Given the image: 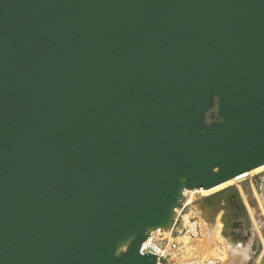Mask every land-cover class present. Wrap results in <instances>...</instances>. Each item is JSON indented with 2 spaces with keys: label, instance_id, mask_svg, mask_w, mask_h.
Returning <instances> with one entry per match:
<instances>
[{
  "label": "water",
  "instance_id": "obj_1",
  "mask_svg": "<svg viewBox=\"0 0 264 264\" xmlns=\"http://www.w3.org/2000/svg\"><path fill=\"white\" fill-rule=\"evenodd\" d=\"M263 165L264 0H0V264H158L182 189ZM242 192L264 240L250 184L201 207L256 264Z\"/></svg>",
  "mask_w": 264,
  "mask_h": 264
},
{
  "label": "rangeland",
  "instance_id": "obj_2",
  "mask_svg": "<svg viewBox=\"0 0 264 264\" xmlns=\"http://www.w3.org/2000/svg\"><path fill=\"white\" fill-rule=\"evenodd\" d=\"M261 174H264V170L255 172L251 174L250 177L253 175L259 176ZM247 179L248 178L237 183L235 182L232 185L223 188L222 190L227 189L231 186H237L240 188L243 184H250ZM255 191L257 190L253 188V192ZM242 196L246 200V197L243 195V193ZM204 197L205 196L202 191H197L194 193L188 192L185 194L182 202V207L180 209L181 214L177 216V219L175 221V230H180L184 226H188L184 217L187 215L188 222H190L191 220L197 221L200 226V232L197 237H190L189 235L185 234L180 235L176 232V234H174V238L179 242V250L176 253L177 255L173 256L175 258L170 257L166 260V264H203L206 260L211 259L219 262L220 264H237L242 258L247 256L248 253H246L243 244L239 240H236L235 237L237 236L231 237L235 232L230 230L227 233L226 230L222 228V226L221 228L217 227V229L220 230H216V224L211 229L210 225H208V228H206V222L200 216L202 210L201 199ZM261 197H263L264 200V195ZM220 216L221 215H219L218 217ZM208 217L210 219L208 220L210 224H214V217L212 215ZM255 227H257L260 232L258 223L256 222V219L253 218L251 230L254 233L256 232ZM204 229L207 231H205ZM215 232H217V234ZM169 233L170 232H166L168 236ZM262 242L264 245L263 238ZM240 244H242V246Z\"/></svg>",
  "mask_w": 264,
  "mask_h": 264
},
{
  "label": "bare ground",
  "instance_id": "obj_3",
  "mask_svg": "<svg viewBox=\"0 0 264 264\" xmlns=\"http://www.w3.org/2000/svg\"><path fill=\"white\" fill-rule=\"evenodd\" d=\"M262 170H264V165L263 166H261V167H259V168H257V169H255V170H253V171H251V172H249V173H246V174H243V175H240V176H238V177H236V178H234V179H232V180H230V181H227V182H225V183H223V184H220V185H218V186H215V187H213V188H210V189H198V190H187V189H182L181 190V193H180V197H179V202L181 201V199H182V196H185V194L186 193H188V192H190V193H194V192H197V191H202L203 192V194H204V196L205 197H208V196H211V195H214V194H216V193H218V192H221V190L223 189V188H226V187H228V186H230V185H232L233 183H237V182H240V181H243V180H245L248 176H250L251 174H253V173H255V172H259V171H262ZM232 187V186H231ZM230 188V187H229ZM264 188V187H263ZM256 189V188H255ZM257 190V189H256ZM243 193V192H242ZM243 195H244V193H243ZM245 196V195H244ZM254 196H255V199L257 200V203H258V207H259V209H260V211H261V214L262 215H264V200H263V197H261L260 195H259V193L257 192V191H255L254 192ZM246 197V196H245ZM192 201V200H191ZM190 201V202H191ZM245 205H246V207H247V209H248V212H249V215H250V218L253 216L254 217V213H255V211L253 210V209H251L250 208V206H249V204H248V202L247 203H245ZM212 206H215L214 204H212ZM181 208L179 207V206H176V207H174L173 209H172V213H171V220L169 221V223L167 224V225H165V226H163V227H157V228H150L149 229V234H150V236L151 235H153V233H155V232H158V231H162V228H164V229H166V228H168L172 223H173V221H175L176 219H177V216L178 215H180L181 214V210H180ZM222 213V214H221ZM210 215H212L213 217H214V224H210V222L208 221V220H210L209 219V217L208 216H210ZM219 215H221L220 217H218ZM222 215H223V212H220L219 214H217V215H214V213L212 212V211H210V209L209 210H207V211H204L203 209L201 210V217L203 218V220H205V222H206V228H208V225H210V229L216 224V230H220V229H217V227L218 228H221V226H222V228L223 229H225L226 230V232L228 233L230 230H232V229H230V228H226V225L224 224V222L222 221ZM185 217V220H186V223H187V225H189V222H188V220H187V215L186 216H184ZM218 217V218H217ZM255 218V217H254ZM221 219V220H220ZM252 221V220H251ZM212 222V221H211ZM209 223V224H208ZM175 225V224H174ZM173 228V227H172ZM171 228V229H172ZM171 229L170 230H164L165 232H171ZM205 230V229H204ZM205 231H207V230H205ZM233 231V230H232ZM232 231H231V233H232ZM218 232V231H217ZM217 232H215L216 234H217ZM234 232V231H233ZM238 234V233H237ZM237 234H233V236H231V237H234V236H237ZM240 234V233H239ZM150 238H152V236L150 237ZM186 240H187V238H186ZM240 243V242H239ZM242 243V242H241ZM243 244V243H242ZM242 244H240L241 246H242ZM239 245V246H240ZM125 247V245H123V247L122 248H124ZM240 249V248H239ZM244 252V251H243ZM173 258H175V257H173Z\"/></svg>",
  "mask_w": 264,
  "mask_h": 264
},
{
  "label": "built area",
  "instance_id": "obj_4",
  "mask_svg": "<svg viewBox=\"0 0 264 264\" xmlns=\"http://www.w3.org/2000/svg\"><path fill=\"white\" fill-rule=\"evenodd\" d=\"M185 234L190 237H197L200 232V226L195 220H191L188 226H184L180 230H175V225L169 236L165 231H158L152 235V238L143 243L141 247L142 254H154L158 258V264H164L170 257L176 256L179 250V242L174 238V234ZM203 264H220L215 260H206Z\"/></svg>",
  "mask_w": 264,
  "mask_h": 264
},
{
  "label": "crops",
  "instance_id": "obj_5",
  "mask_svg": "<svg viewBox=\"0 0 264 264\" xmlns=\"http://www.w3.org/2000/svg\"><path fill=\"white\" fill-rule=\"evenodd\" d=\"M248 179V182L250 183V185L252 186V188H256V186L258 185V183H259V186H260V184H261V186L262 187H264V174H261V175H259V176H256V175H253V176H248L247 177ZM244 199V198H243ZM244 202L245 203H247V200H245L244 199ZM253 216L251 217V220H253ZM255 229H256V235L257 236H259V238L262 240V237H261V234H260V232H259V230L257 229V227H255ZM250 254H251V252H250V250L248 249V254H247V256H245L244 258H242L240 261H239V263H237V264H246V262H247V260H248V258L250 257ZM264 257V251H263V253H262V255L260 256V258H259V260L256 262V264H259V262H260V259L261 258H263Z\"/></svg>",
  "mask_w": 264,
  "mask_h": 264
},
{
  "label": "trees",
  "instance_id": "obj_6",
  "mask_svg": "<svg viewBox=\"0 0 264 264\" xmlns=\"http://www.w3.org/2000/svg\"><path fill=\"white\" fill-rule=\"evenodd\" d=\"M164 264H166V262Z\"/></svg>",
  "mask_w": 264,
  "mask_h": 264
}]
</instances>
